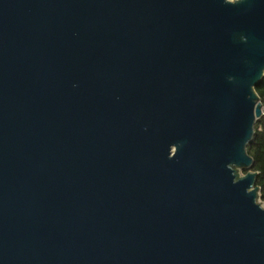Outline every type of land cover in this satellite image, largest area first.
Returning <instances> with one entry per match:
<instances>
[{"label": "water", "instance_id": "water-1", "mask_svg": "<svg viewBox=\"0 0 264 264\" xmlns=\"http://www.w3.org/2000/svg\"><path fill=\"white\" fill-rule=\"evenodd\" d=\"M263 78L264 0H0V264H264Z\"/></svg>", "mask_w": 264, "mask_h": 264}, {"label": "trees", "instance_id": "trees-1", "mask_svg": "<svg viewBox=\"0 0 264 264\" xmlns=\"http://www.w3.org/2000/svg\"><path fill=\"white\" fill-rule=\"evenodd\" d=\"M255 91L261 102L264 103V78L255 88ZM262 119L256 124L255 136L248 146V153L255 162L252 171L258 174L256 186L260 188V199L264 203V124L263 127L259 125V122L262 121Z\"/></svg>", "mask_w": 264, "mask_h": 264}, {"label": "rangeland", "instance_id": "rangeland-1", "mask_svg": "<svg viewBox=\"0 0 264 264\" xmlns=\"http://www.w3.org/2000/svg\"><path fill=\"white\" fill-rule=\"evenodd\" d=\"M261 119H262V118H261ZM263 119H264V118H263ZM263 119H262V121L259 122V125H260L261 127H263V124H264V122H263L264 120H263ZM246 173H247L246 170H242V169L240 170V174H241V175L244 176ZM258 202H259L262 206H264V203L261 201L260 196H259V198H258Z\"/></svg>", "mask_w": 264, "mask_h": 264}, {"label": "built area", "instance_id": "built-area-1", "mask_svg": "<svg viewBox=\"0 0 264 264\" xmlns=\"http://www.w3.org/2000/svg\"><path fill=\"white\" fill-rule=\"evenodd\" d=\"M261 118H264V103L262 102V107H261Z\"/></svg>", "mask_w": 264, "mask_h": 264}, {"label": "clouds", "instance_id": "clouds-1", "mask_svg": "<svg viewBox=\"0 0 264 264\" xmlns=\"http://www.w3.org/2000/svg\"><path fill=\"white\" fill-rule=\"evenodd\" d=\"M230 2H234V0H230ZM262 210H264V209H262Z\"/></svg>", "mask_w": 264, "mask_h": 264}]
</instances>
